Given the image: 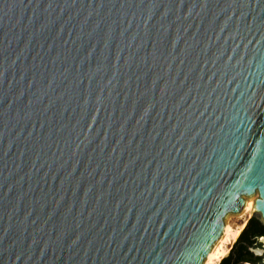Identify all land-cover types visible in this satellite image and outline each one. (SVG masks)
Returning <instances> with one entry per match:
<instances>
[{
  "label": "water",
  "instance_id": "obj_1",
  "mask_svg": "<svg viewBox=\"0 0 264 264\" xmlns=\"http://www.w3.org/2000/svg\"><path fill=\"white\" fill-rule=\"evenodd\" d=\"M253 205L264 0H0V264H215Z\"/></svg>",
  "mask_w": 264,
  "mask_h": 264
},
{
  "label": "trees",
  "instance_id": "obj_2",
  "mask_svg": "<svg viewBox=\"0 0 264 264\" xmlns=\"http://www.w3.org/2000/svg\"><path fill=\"white\" fill-rule=\"evenodd\" d=\"M264 236V223L256 216H252L238 239L232 246L229 254L222 259L220 264H263L261 257L255 256L250 250L259 237ZM261 245L260 243H258Z\"/></svg>",
  "mask_w": 264,
  "mask_h": 264
},
{
  "label": "bare ground",
  "instance_id": "obj_3",
  "mask_svg": "<svg viewBox=\"0 0 264 264\" xmlns=\"http://www.w3.org/2000/svg\"><path fill=\"white\" fill-rule=\"evenodd\" d=\"M252 209H253V207L249 211H251ZM247 221H248V219L245 220V222L240 227H238L237 229H233L232 228L229 241L221 246L220 252H219V256H218V259L216 260L215 264H219L222 261V259L224 257H226V255L228 254V252L230 250L231 245L234 242H236V240L238 239L239 235L241 234V232L243 231V229L247 225ZM261 242L264 243V236L262 237Z\"/></svg>",
  "mask_w": 264,
  "mask_h": 264
},
{
  "label": "rangeland",
  "instance_id": "obj_4",
  "mask_svg": "<svg viewBox=\"0 0 264 264\" xmlns=\"http://www.w3.org/2000/svg\"><path fill=\"white\" fill-rule=\"evenodd\" d=\"M254 205H255V204H254ZM252 216H256V217H258V218L264 223L263 218H261V217L257 214V211H255L254 206H253V209H252L251 211L247 212V214H246L242 219H234L232 228H233V229H237L238 227H240V226L245 222V220L248 219V221H249V219H250ZM248 221H247V223H248ZM259 242H260V241H259ZM234 243H235V242H234ZM234 243L231 245L230 250H231L232 246L234 245ZM261 244L264 245V243H261ZM230 250H229V252H230ZM229 252H228V254H229ZM228 254H227V255H228ZM227 255H226V256H227ZM219 264H220V263H219ZM242 264H251V263L246 262V263H242Z\"/></svg>",
  "mask_w": 264,
  "mask_h": 264
}]
</instances>
